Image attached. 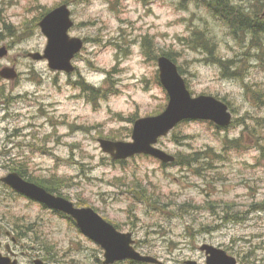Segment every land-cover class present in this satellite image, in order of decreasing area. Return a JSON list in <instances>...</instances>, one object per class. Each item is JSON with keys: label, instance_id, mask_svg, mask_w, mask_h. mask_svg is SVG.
Instances as JSON below:
<instances>
[{"label": "rangeland", "instance_id": "obj_1", "mask_svg": "<svg viewBox=\"0 0 264 264\" xmlns=\"http://www.w3.org/2000/svg\"><path fill=\"white\" fill-rule=\"evenodd\" d=\"M64 3L75 23L70 36L85 41L72 73L28 56L44 52L47 37L39 23ZM244 3L236 5L243 9ZM190 4L204 8L189 0H0V40L9 41L0 61L11 57L0 70L15 67L19 74L14 80L0 76V225L25 245L20 264L35 258L104 264L105 251L72 217L3 183L13 171L78 207H92L118 230L131 232L138 251L163 264H207L205 244L239 264H264V54L250 53L255 41L245 44L243 34L229 31V44L206 25L195 28L192 18H168L170 10ZM196 29L215 40L220 58L241 67L239 78L225 77L208 54L189 45ZM165 52L174 56L192 95L228 102L234 122L218 128L188 120L160 138L158 146L178 159L200 153L186 165L148 155L116 160L99 140L131 141L133 118L157 115L168 105L158 66ZM225 53L232 55L225 59ZM253 58L255 65L248 62ZM212 65L220 71H201ZM101 74L105 78L95 80ZM92 88L101 90L94 98ZM2 240L11 242L6 234Z\"/></svg>", "mask_w": 264, "mask_h": 264}, {"label": "water", "instance_id": "obj_2", "mask_svg": "<svg viewBox=\"0 0 264 264\" xmlns=\"http://www.w3.org/2000/svg\"><path fill=\"white\" fill-rule=\"evenodd\" d=\"M74 24L72 11L68 4H61L51 10L39 23L43 34L47 37L46 48L43 53L30 52L28 56L38 61L47 60L52 70L66 73L75 71L73 60L81 52L85 43L82 38L70 36L69 31ZM8 53L6 46L0 48V58L7 56ZM158 66L161 84L169 95L168 105L160 114L137 119L134 123L131 141H114L103 138L99 140L103 151L116 160L146 154L164 163H171L176 160L175 156L158 147L157 143L179 123L185 120H205L219 127H228L233 122V113L224 100L213 95H192L177 63L170 57L159 56ZM0 76L14 80L19 74L15 67H4L0 70ZM1 180L15 191L72 216L83 234L104 249V264H114L128 259L163 264L158 258L138 251L134 246L135 240L131 232L118 230L114 224L107 221L92 207H77L69 199L26 180L16 171L8 173ZM1 233L0 225V248ZM202 250L207 254V264H239L235 257L230 256L221 248L205 244ZM0 264H18V260L4 256L0 250ZM35 264H45V262L39 258L35 260ZM186 264L198 263L194 260H187Z\"/></svg>", "mask_w": 264, "mask_h": 264}, {"label": "trees", "instance_id": "obj_3", "mask_svg": "<svg viewBox=\"0 0 264 264\" xmlns=\"http://www.w3.org/2000/svg\"><path fill=\"white\" fill-rule=\"evenodd\" d=\"M147 1V0H141ZM188 1V0H184ZM190 2H195L197 5L207 8L209 12L212 13L215 17H217L220 21L225 22L229 25L230 31L233 35L239 36L244 34L249 28H251L254 32L264 33V23H260L258 21L249 20L242 15L243 9L241 6L236 5L235 7L230 6L226 0H189ZM205 31H199L198 29L194 30L191 37L187 38L189 41V45L195 50H202L204 53L208 54V61L212 63L219 64L222 70V74L225 77L229 78H239L242 75L241 67L235 65V61L233 60H223L217 54V43L211 36H206ZM255 41V40H254ZM256 46V41L255 45ZM264 54V50H260ZM165 55L170 57L175 61L174 56L170 52H165ZM180 72L183 71L179 67ZM93 91V98L101 91L100 89H91ZM264 102V101H263ZM228 103V102H227ZM136 120V119H135ZM134 118L132 122H135ZM213 124V123H212ZM219 128V127H218ZM262 153L264 155V146L261 148ZM200 153L194 155H186L181 159L176 160L175 164H185L188 163L187 160L193 158H198ZM23 176V175H22ZM48 189V188H46ZM49 190V189H48ZM51 191V190H49Z\"/></svg>", "mask_w": 264, "mask_h": 264}, {"label": "clouds", "instance_id": "obj_4", "mask_svg": "<svg viewBox=\"0 0 264 264\" xmlns=\"http://www.w3.org/2000/svg\"><path fill=\"white\" fill-rule=\"evenodd\" d=\"M226 2L232 6L235 7L237 4V0H226ZM264 7V0H245L242 15L246 17L249 20L258 21L260 23H264V14L260 13V9ZM171 15L168 17L169 19L176 20L180 17L184 18H192L193 19V26L195 28H200L202 25L208 26L212 33L216 36L217 40H226L227 43L232 44L233 42L230 39L226 38V34L230 31V27L227 23L221 22V21H215L214 18L210 15V12L207 8H197L194 4H190L187 10H170ZM159 14V13H158ZM8 23L16 24L17 22L8 20ZM2 31V30H0ZM181 31H183V28H181ZM190 34V33H186ZM244 42L245 44H251L253 40L256 41L255 47H249L250 53L255 55L258 51L264 50V33L254 32L251 28H249L247 31L244 32ZM9 41L7 39L0 40V46H6L8 45ZM232 54L231 53H225L224 58L228 59L230 58ZM11 60V57L9 59H5L3 61H0L2 63H9ZM251 65H255L257 63L256 59H250L248 61ZM202 72L208 71V72H216L218 73L220 71V68L212 65L209 66V68L201 69ZM105 77L103 74L97 76L95 80H103ZM249 80H251V76H249ZM92 82V81H90ZM99 85L97 84V87ZM233 87L236 92L243 93V88L241 87L240 83L238 81L233 82ZM245 111H251V109L244 105ZM189 133H191V129L188 130ZM186 151V149H185ZM65 246H67V242H65Z\"/></svg>", "mask_w": 264, "mask_h": 264}, {"label": "flooded vegetation", "instance_id": "obj_5", "mask_svg": "<svg viewBox=\"0 0 264 264\" xmlns=\"http://www.w3.org/2000/svg\"><path fill=\"white\" fill-rule=\"evenodd\" d=\"M262 14H264V10H263ZM4 234H6V236L10 238L11 242H4L2 240V237H3ZM1 242H2V245H1V248H0L1 253L4 256H10L12 258V260H18V264H20L19 257H18L19 256V251L21 253L24 252V251L21 250L20 247H25L24 244H21L20 239L15 237L13 235V233L10 232V231L4 232V229L2 228ZM36 259H39V258H35L34 259V264H35V260Z\"/></svg>", "mask_w": 264, "mask_h": 264}]
</instances>
